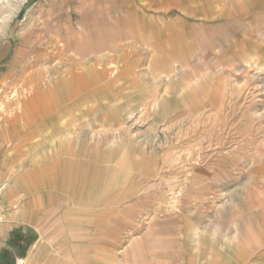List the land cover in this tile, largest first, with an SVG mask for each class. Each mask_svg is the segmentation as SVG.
I'll use <instances>...</instances> for the list:
<instances>
[{
  "label": "rangeland",
  "instance_id": "374dc122",
  "mask_svg": "<svg viewBox=\"0 0 264 264\" xmlns=\"http://www.w3.org/2000/svg\"><path fill=\"white\" fill-rule=\"evenodd\" d=\"M7 25L1 225L7 191L35 169L23 166L29 157L50 154L46 146L62 161H88L96 191L92 228L83 206L69 215L48 210L36 231L10 230L4 261L264 264V0H27ZM87 38L109 51L78 55L75 44ZM74 68L89 70V80H72ZM32 79L47 81L42 98L51 107L60 100L61 118L56 126L44 108L46 135L27 142L20 134L31 122L25 98L38 93ZM29 144V156L16 152ZM125 188L131 196L118 199ZM20 197L13 190L16 210Z\"/></svg>",
  "mask_w": 264,
  "mask_h": 264
},
{
  "label": "crops",
  "instance_id": "0c3cea01",
  "mask_svg": "<svg viewBox=\"0 0 264 264\" xmlns=\"http://www.w3.org/2000/svg\"><path fill=\"white\" fill-rule=\"evenodd\" d=\"M247 1L250 2V7H254L255 2L258 0ZM31 98H28L25 102L26 112H31V122L30 124H28L29 127H22L23 130L20 134L21 138L26 139L27 142L29 140H33L32 137H40L41 135L45 134L44 132H40L43 124H39L42 120L41 116L44 115L45 112L44 108L47 109L45 105V99L41 97L34 98L35 100L39 101H28ZM56 110H59V106L56 108ZM54 112H56L55 108L53 109V113ZM50 118H52V121L56 123V126L59 125V120L61 118L60 111L56 113V116L54 113L53 117ZM32 146L33 145L29 144L27 146V149L23 148L19 150L17 148L16 152H27L29 156L30 153L33 151ZM44 150L50 152V154L43 156V158L42 156H40V158L35 156H31V158L29 157L26 160V163L23 164V166L35 169L28 170L27 172L20 175L18 178L20 181H17L16 184H19L21 186L17 187L16 185L13 187L14 189L12 188L6 193L7 206H5L7 208L6 210H8L7 215L9 221L4 225H0V252L3 250L6 235L10 232V230L13 229L15 225H19V227L24 233L29 231V227H31L32 230L36 231V228L41 225V217L50 214L48 210L58 209L57 214H62V212L66 211L64 214L69 215L70 210L76 209L78 205L83 206L86 227L92 228L93 226L92 208L94 192L96 190H94L93 184L94 182L92 165L88 161L81 162L79 165L77 164L76 160L62 161V159L59 158V152L61 150H57L53 146H46L42 151ZM17 155H14L13 157H17ZM10 161L12 164H15L14 162L17 161V158H12L10 159ZM86 162H88V165H85L83 173L81 171H76V168L78 166L80 167L83 163L85 164ZM233 162H236V160H233ZM39 163L44 165H41ZM62 164H67L64 168L67 167L68 170L65 169L63 171H59L57 168L61 167ZM71 165L73 166V168L71 167ZM37 170L39 173L37 175L38 178H32V173ZM103 177L101 176L99 177V179H103ZM60 179H62V181H60ZM70 179H72V181ZM97 181L96 184H98ZM107 183H109V177H107ZM13 190H19L21 194L19 210H16V204L13 199ZM127 191H129L128 188L122 190L117 198L124 199L127 195L130 197L131 195ZM57 202H60V205L56 206ZM101 213V215H103V212ZM101 219L102 218H100V220ZM2 257L4 256L0 255V264L13 263V261H10V256L5 259L6 261H4ZM80 263L84 264L85 261L82 259ZM90 263L103 264L99 261H93Z\"/></svg>",
  "mask_w": 264,
  "mask_h": 264
},
{
  "label": "bare ground",
  "instance_id": "6f19581e",
  "mask_svg": "<svg viewBox=\"0 0 264 264\" xmlns=\"http://www.w3.org/2000/svg\"><path fill=\"white\" fill-rule=\"evenodd\" d=\"M26 1L27 0H0V9H6V12H4L3 14H0V25L2 24H5V25H7V23L8 22H11V19L13 18V17H15L17 14H18V12L20 11V9L22 8V6L26 3ZM135 6V5H134ZM129 8H131V7H129ZM133 8V7H132ZM131 11V10H130ZM136 15V14H135ZM130 16V15H129ZM132 18V17H131ZM111 19H113V17H107V18H105L104 19V21L105 22H107L108 20H111ZM134 19V18H133ZM38 21V20H37ZM119 22V21H118ZM82 23H84V22H82ZM114 23V20L112 21V24ZM105 24V23H104ZM106 24H111V23H106ZM8 26V25H7ZM105 28H106V30L108 31L110 28H108V26H104ZM99 33V32H98ZM98 35V34H97ZM25 41H23L22 43H24ZM80 45L78 46V44H75V51L76 52H78L77 54L78 55H83L84 57L86 56V55H101V54H105V51L107 52V51H109V45L107 46V44L105 45V46H103V41H102V43H96L95 45H92V43L91 42H89V40H88V38L87 39H82V40H80V41H77ZM58 43V42H57ZM68 46H70V44H68ZM93 46H95V48L93 47ZM61 47V46H60ZM125 47L126 46H124V45H116L115 46V51L117 50V49H120L121 51H124L125 50ZM127 49V48H126ZM119 50V51H120ZM43 54V53H42ZM40 54L38 53V55L37 56H39ZM66 55V54H65ZM46 56H48V55H46ZM64 56V55H63ZM62 56V57H63ZM60 57V56H59ZM72 57V56H71ZM84 57H82V58H84ZM92 57V56H91ZM44 58V57H43ZM47 59H48V57H46ZM87 59V58H86ZM46 60V59H45ZM80 60V59H79ZM100 60V59H99ZM102 60V59H101ZM185 61V60H184ZM20 62V58H17L16 60H14L13 61V67L15 66V64H17V63H19ZM46 62V61H45ZM99 61H97V63H98ZM48 63V62H47ZM94 64V63H93ZM98 64H101V63H98ZM83 66H85V65H83ZM99 67V66H98ZM53 71H54V69H52ZM51 70V71H52ZM56 70V69H55ZM92 70V69H91ZM71 71V73H73V74H75V75H72L73 77H72V80H75V79H77L76 81L78 82V84L80 83V81H83V80H89V77L87 76L88 74V72H89V70H85V71H82V70H80V69H78V68H74V69H72V70H70ZM96 71H98V70H96ZM64 76V75H63ZM106 77V76H105ZM45 78V77H44ZM64 79H65V77H63ZM32 81L34 82V83H36V82H38V84H37V87L36 86H34V89H35V91H37L38 93H36L35 95H31L30 96V98L31 97H33V98H41V97H44L43 96V94L45 93V90L43 89V86L44 85H42V82L43 83H46L47 81H42V80H37V81H35V80H33L32 79ZM33 82H31V84H33ZM51 82V81H50ZM57 82V81H56ZM79 86V85H78ZM78 89H80V86L79 87H77ZM50 92V89L48 90V92L47 93H49ZM54 92V91H53ZM56 92V91H55ZM32 93V92H31ZM56 94V93H55ZM29 97H27V98H25V101L28 99ZM57 98V97H56ZM46 99V98H45ZM213 102L215 101L214 100V97H213V100H212ZM47 102H48V100H47ZM46 102V100H45V103H47ZM218 102V101H217ZM50 104H51V101L49 102ZM50 104H46V108H47V110H49V111H53V109L56 107V106H59V107H61L60 106V100H56V101H53L52 102V107L50 106ZM50 108H51V110H50ZM65 110H67V109H65ZM25 113V112H24ZM25 115V114H24ZM61 116V115H60ZM60 124V123H59ZM61 133V132H60ZM61 137V136H60ZM64 140V139H63ZM70 140V139H69ZM67 141V140H66ZM65 142V141H64ZM41 146V145H40ZM221 146H222V144H221ZM198 179V178H197Z\"/></svg>",
  "mask_w": 264,
  "mask_h": 264
},
{
  "label": "built area",
  "instance_id": "2783aa9c",
  "mask_svg": "<svg viewBox=\"0 0 264 264\" xmlns=\"http://www.w3.org/2000/svg\"><path fill=\"white\" fill-rule=\"evenodd\" d=\"M2 222H3V216H2V214L0 213V225L2 224Z\"/></svg>",
  "mask_w": 264,
  "mask_h": 264
}]
</instances>
